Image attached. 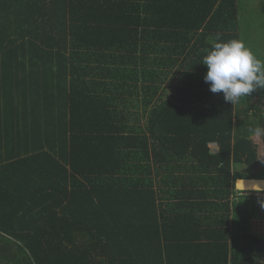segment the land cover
Segmentation results:
<instances>
[{"label": "trees", "instance_id": "trees-1", "mask_svg": "<svg viewBox=\"0 0 264 264\" xmlns=\"http://www.w3.org/2000/svg\"><path fill=\"white\" fill-rule=\"evenodd\" d=\"M242 11L0 0V264H257L263 191L236 181L264 178V89L232 105L201 63L264 39Z\"/></svg>", "mask_w": 264, "mask_h": 264}, {"label": "clouds", "instance_id": "clouds-1", "mask_svg": "<svg viewBox=\"0 0 264 264\" xmlns=\"http://www.w3.org/2000/svg\"><path fill=\"white\" fill-rule=\"evenodd\" d=\"M207 67L204 81L212 93H223L232 105L253 91L264 89V58L258 56L243 39L224 41L217 34L202 57ZM251 137H264V127H250Z\"/></svg>", "mask_w": 264, "mask_h": 264}, {"label": "rangeland", "instance_id": "rangeland-1", "mask_svg": "<svg viewBox=\"0 0 264 264\" xmlns=\"http://www.w3.org/2000/svg\"><path fill=\"white\" fill-rule=\"evenodd\" d=\"M248 1V2H247ZM255 1V0H254ZM264 1V0H263ZM257 2V0H256ZM241 4L243 6V12L246 13L247 16L251 18H255L257 16V20L254 23V25H258L260 32L264 35V7L261 8H256L258 5H253V0H241ZM252 20V19H251ZM260 21V25L258 24V22ZM251 24V23H250ZM249 24V25H250ZM249 37V34H248ZM249 43L248 46L251 47H256V46H262L259 47V50L261 53H264V39H257L255 36L252 39H249ZM263 40V41H261ZM255 142H257L259 144V156L261 160H264V143H263V138H256L254 137ZM213 149H217L216 143H212L211 144ZM245 167L241 166L240 170H244ZM257 195L259 196H263L264 197V192H258ZM264 226V218L262 220H260L259 218H254L253 219V227L254 229L257 230H261ZM264 230V228H263Z\"/></svg>", "mask_w": 264, "mask_h": 264}, {"label": "water", "instance_id": "water-1", "mask_svg": "<svg viewBox=\"0 0 264 264\" xmlns=\"http://www.w3.org/2000/svg\"><path fill=\"white\" fill-rule=\"evenodd\" d=\"M236 188L242 191L264 192V178H239L236 181Z\"/></svg>", "mask_w": 264, "mask_h": 264}, {"label": "crops", "instance_id": "crops-1", "mask_svg": "<svg viewBox=\"0 0 264 264\" xmlns=\"http://www.w3.org/2000/svg\"><path fill=\"white\" fill-rule=\"evenodd\" d=\"M215 150V149H214ZM260 213L264 215V203H262L261 205V209H260ZM264 217H261L259 218L260 220H262ZM253 221V220H252ZM252 227H253V224H252ZM264 228V226H263ZM263 228L261 230H257L256 229V232L258 231L259 233L263 234L264 235V230ZM254 229V227H253ZM261 256L258 257V262L257 264H264V253L260 254Z\"/></svg>", "mask_w": 264, "mask_h": 264}]
</instances>
